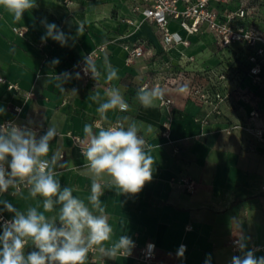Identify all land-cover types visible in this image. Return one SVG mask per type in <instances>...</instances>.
Here are the masks:
<instances>
[{"label":"crops","instance_id":"obj_1","mask_svg":"<svg viewBox=\"0 0 264 264\" xmlns=\"http://www.w3.org/2000/svg\"><path fill=\"white\" fill-rule=\"evenodd\" d=\"M36 4L37 7L24 12L20 21H15L0 7V77L6 80L0 83V108L4 109L0 121L15 117L14 108L20 107L18 121L33 130L39 129V132L34 130L37 138L50 126L57 127L58 135L50 142L46 159L55 155L58 163L66 164L55 168L60 174L57 179L61 189L71 187L73 195L91 207L88 197L92 176L84 168L86 161L70 135L85 138V124H92L93 131L97 132L101 128L96 126L97 121L106 128L114 121L130 117L144 126L141 134H145L147 125L153 128L145 135L153 148L152 180L132 195L120 193L107 175L99 178L103 186L100 200L113 228L112 241L121 235L129 236L135 244L134 251L154 242V263L157 264H205L209 254L210 264H231L233 256L244 254L231 246V241L240 237L247 245L245 252L252 250L257 258L264 257V143L243 130L227 132L232 123L246 122L254 105L264 114V89L251 87L256 92V103L239 106L226 101L221 104L220 115L211 114V107L200 106L173 89L166 90V95L176 103L172 112L162 107L159 99L154 106L144 107L136 99L137 91L164 64L163 47L154 23L146 21L136 29L121 22L118 16L130 15L126 0H36ZM111 10L115 12L114 19L108 16ZM45 19L70 37L66 46L50 38L41 40L46 33L42 23ZM80 25L83 30L78 33ZM14 27L26 29V34L18 35ZM172 27L176 28L174 31L179 30L175 24ZM112 28L115 32L106 35ZM194 39L201 40L202 49L209 46L213 50L215 65L218 55L212 37L196 35ZM124 43H142L146 56L128 65ZM100 45H106V50L94 60L101 71L99 83L86 82L81 75L75 78L74 67ZM198 48L201 51V46ZM185 50L195 56L198 52L193 47ZM55 58L59 59L58 64L52 63ZM105 59L118 69V80L106 81ZM212 62L198 60L196 65L186 68L193 70L190 72L196 74L200 85L211 93L215 91ZM63 72L72 73L73 78L63 84L61 91L55 86V77ZM228 81L222 82L221 88H232ZM9 83L19 89L9 88ZM247 83V86L251 84ZM109 87L120 88L129 109L126 112L109 110L104 119L97 112L99 105L90 97L99 92L106 99L104 93ZM73 88L78 89L77 95L71 93ZM208 114L210 117L205 120ZM169 116L172 118L170 130L163 136V123ZM252 124L264 125V118ZM61 154L65 155L62 160ZM183 176L195 181V193H188L177 185ZM5 200L20 211L38 205V210L43 211V198H32L29 189L16 195H1L0 201ZM0 210L9 217L14 216L2 204ZM58 213L59 205L44 214L52 218ZM2 231L0 225V234ZM182 244L186 250L180 255ZM33 250L36 249L29 241L25 255ZM86 264L144 263L127 256L114 260L102 258L96 253L88 254Z\"/></svg>","mask_w":264,"mask_h":264},{"label":"clouds","instance_id":"obj_2","mask_svg":"<svg viewBox=\"0 0 264 264\" xmlns=\"http://www.w3.org/2000/svg\"><path fill=\"white\" fill-rule=\"evenodd\" d=\"M0 7L12 15L15 21L22 20L25 11L37 7L36 0H0ZM46 33L42 41L52 39L62 47L67 45L69 36L55 23L42 21ZM83 30L82 25L78 33ZM53 64H58L55 58ZM82 71L91 75L95 81L101 76L96 62L91 55L83 60ZM106 81L118 80V69L108 64L105 59ZM80 78V73L74 74ZM73 78V74L63 72L56 76V87L63 91V84ZM183 91V89H181ZM78 89L71 93L77 95ZM164 91L161 87H141L136 99L144 107H152L157 99H161ZM104 99L99 92L91 95L90 99L99 106L97 112L107 119L109 110L118 109L126 112L129 104L118 87L105 89ZM4 109L0 108V113ZM143 125L130 117H123L114 125L101 127L93 131L92 124H85L83 132L86 147L82 155L92 176L91 195L88 197L89 207L84 200L73 195L71 187L61 189L57 179L60 174L56 167H65L58 163L53 155L46 159L50 151V142L58 135L56 126H50L47 131L37 138V133L29 127H21L13 122L0 125V193L14 189L12 195L19 192L20 185H26L32 198H43V211L38 206L29 207L26 211L16 209L8 201H0L3 209L14 213L11 220H3L0 234V264H86L90 250H96L102 258L116 259L118 256H129L135 247L133 240L121 235L112 241L113 228L108 222L106 207L101 203L103 186L99 178L107 175L110 183L120 193L135 195L147 182L152 180L154 164L153 148L145 139L151 133V125L146 126L145 134H141ZM59 205L57 217L48 218L44 213L51 212ZM59 221V226H57ZM31 241L36 250L25 255V248ZM243 256H233L231 264H264V257L257 258L252 250L244 251L247 245L243 237L234 241ZM184 245L179 253L183 254ZM211 256L205 264H210Z\"/></svg>","mask_w":264,"mask_h":264},{"label":"built area","instance_id":"obj_3","mask_svg":"<svg viewBox=\"0 0 264 264\" xmlns=\"http://www.w3.org/2000/svg\"><path fill=\"white\" fill-rule=\"evenodd\" d=\"M136 6L132 11L135 13L141 12L143 20H150L156 23L158 29L161 32L160 40L163 50L165 52H170L174 47L177 46H189L190 40L183 36L181 33L171 30V23H177L182 30H184L189 35H202L204 32H210L213 34L217 43L221 47H229L235 43L244 44L246 48L249 49V62L250 69L248 72V77L251 79V84L254 85H264V35L262 36L254 28H247L242 26L240 22L247 18V14L244 9L238 12H225L220 14L215 8L212 7L214 4H222L225 0H131ZM134 24V21H130ZM14 32L20 36L26 34V29H18L14 27ZM124 49L127 53L126 63L128 65H133L136 60L146 56V49L142 43L126 44ZM106 50V45H100L96 47L92 52H90L86 57L91 55L93 60L100 58L101 54ZM83 62L76 65L74 69L80 73L86 82L93 85L99 83L98 80L91 78V75H85L82 71ZM167 73L172 72L173 69L167 64L165 67ZM6 80L0 77V83H5ZM159 86L163 89L164 95L160 100V105L162 107L168 108L172 112L175 107V100L166 95L167 89H173L179 93H183L187 99H190L200 106H210L212 107L211 114L216 113L221 114L220 105L225 101L226 95L221 92L216 94H211L208 90L203 89L197 79L196 74L178 70L171 73L169 76L165 74L158 80H153L149 78L146 80L141 87L152 88L154 86ZM140 87V88H141ZM9 88L19 89V87L14 83H9ZM183 89V91H181ZM228 95V94H227ZM246 103H256L253 93L246 94ZM254 105V104H253ZM22 109L20 107L14 108L15 117L6 120H1L0 125H4L7 122H13L21 127H30L26 123H21L18 121V117ZM210 114L206 115L205 120L209 119ZM264 118L263 112L254 105L253 109L249 113V118L244 123H232L227 132L231 133L236 130H243L250 133L259 142L264 143V125H255L252 122L257 120H262ZM118 121V120H117ZM117 121L108 124L106 127L114 125ZM172 118L169 116L163 123L162 135L167 136L170 130ZM97 127H103L102 122H96ZM39 132V129H34ZM74 146L82 153V148L86 147V139L78 135H70ZM146 139V138H145ZM147 140V139H146ZM148 142V140H147ZM65 155L61 154L60 159H64ZM177 185L188 193H195L196 185L193 179L187 176H183L178 179ZM26 185H20L19 192L27 190ZM264 189V186H263ZM15 191L9 188L7 192L0 193L12 194ZM15 194V195H16ZM0 217L3 220H11L13 217L5 215L0 210ZM3 220H0V225L2 226ZM239 238L233 239L231 241V246L233 250L238 251V247L234 244V241ZM186 246L185 244H182ZM27 247V246H26ZM156 246L154 242H149L144 246L136 247L135 251L132 250L131 255L127 257H132L139 262L144 264H157L154 263ZM186 250V247H185ZM183 251V254L185 252ZM26 251V248L25 250ZM98 253L96 250H90L89 254ZM104 261V259H102Z\"/></svg>","mask_w":264,"mask_h":264},{"label":"rangeland","instance_id":"obj_4","mask_svg":"<svg viewBox=\"0 0 264 264\" xmlns=\"http://www.w3.org/2000/svg\"><path fill=\"white\" fill-rule=\"evenodd\" d=\"M126 5L130 10V15H128L127 17L126 16L123 17V15L121 17L118 16L121 22L124 21L128 25L134 28L136 27V29H138L144 22L150 21V20H143V16L141 15V12L135 13L134 11H132L133 8L136 6V4H133L131 0H126ZM212 7L215 8L220 14H223L225 12H238L241 9H244L245 12L248 13L247 14L248 16L244 21L240 22V24L247 28L248 27L254 28L259 33H261L262 36L264 35V0H225L224 3L214 4L212 5ZM108 16L111 17V19H114L116 17L114 10H111ZM130 21H134V24H131ZM150 22L156 25L155 22L153 21H150ZM172 24H175L177 28L179 29L176 32H179L181 34L182 32L184 33L182 35L187 37L190 40V45L187 47L182 46V45L174 47L170 52H165L163 50L164 53L161 54L162 62L164 63L163 68L162 70L159 71V73H157V75H155L154 77H150L153 80H158L159 78L163 77L165 74H168L169 76L171 73H174L178 70H184V71L186 70L189 72L190 71L193 72V70H188L186 68L189 66H192L193 64L196 65L198 60H205L206 62L207 61L212 62L214 59L213 55H215V53L213 52L212 49L211 50L209 49V46L202 49L203 46L200 43L201 40L196 41V39H194L195 35L187 34L184 30L180 28V26L177 23H171L170 27L172 31L176 29L172 27ZM156 27L158 29L157 25ZM113 29L114 28L107 30L108 32L106 33V35L113 33L114 31ZM158 32H159V35L161 36V32L159 29H158ZM203 35H209L212 37L215 48L217 50L216 52L218 55L216 58L217 60L215 62V65L212 62L214 66L211 70L213 71L212 78L215 80L214 85H213L215 87V91H213V94H216L217 92H221L224 95H226V99L223 103H225L226 101H230L234 103L235 105L240 106V104L246 103L245 99H246L247 92L253 93L255 97L256 92L254 89L251 88L252 86L257 87L258 89H262V88L264 89V85L248 84V83H251V79L248 77V72L250 69V62H249L248 57L250 54H249V49L246 48L244 44L235 43L229 47H221L217 43L212 33L207 31V32H204V34L198 35V36H203ZM126 44H134V43H124L123 47ZM200 46H201L200 48L201 51H199V48H198ZM182 47H184L185 49H188V48L192 49L193 47V49L195 48V50L198 52L196 53V56L192 54L189 55L188 53H186V50ZM196 57L198 59H196ZM79 64L80 63H78L77 65ZM167 64L173 69L172 72L167 73L165 71V67ZM227 81L229 82V85L232 88L228 86L224 89L221 88L223 86V83ZM246 82H248L247 84L249 86L245 85ZM243 85H245V87ZM203 89L207 90L206 87H203ZM220 108H221V105H220Z\"/></svg>","mask_w":264,"mask_h":264}]
</instances>
